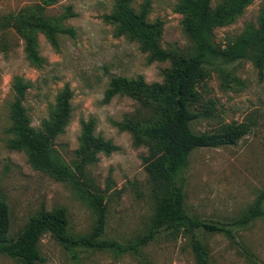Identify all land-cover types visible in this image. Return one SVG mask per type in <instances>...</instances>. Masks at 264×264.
<instances>
[{"label":"rangeland","instance_id":"1","mask_svg":"<svg viewBox=\"0 0 264 264\" xmlns=\"http://www.w3.org/2000/svg\"><path fill=\"white\" fill-rule=\"evenodd\" d=\"M146 1L130 3L139 12ZM219 1L213 0L212 5ZM39 2L0 0V17L18 14ZM179 2L150 0L147 20L163 21L165 48L185 51L193 41L183 30ZM69 6L76 15L65 25L75 29V36L61 34L55 47L39 32L41 65L28 58L19 33L0 28V199L11 208L12 237L30 216L60 206L68 210L70 231L85 234L97 221L94 194H102L108 209L105 237L128 243L147 231L160 194L144 161L149 147L134 145L132 135L115 124L136 110L137 101L118 94L105 102V95L112 75H144L149 83L162 82L170 61L150 62L139 41L117 34L116 25L104 18L115 11L116 0H57L47 13L60 15ZM263 8L264 0H252L235 22L214 30V41L225 45L248 25L257 28ZM18 80L30 84L24 105L37 130L50 119L58 95L70 86L71 118L55 139L54 150L73 168L75 179L61 180L35 169L25 151L10 147ZM204 94L205 101H215L216 116L194 122L196 131L214 130L230 122H247L251 129L236 145L204 147L191 154L184 183L187 210L233 230V238L223 232H198L210 248L212 264H264V216L245 226L234 223L264 189V77L249 59L224 63L221 72L212 73ZM90 119L95 120V135L119 149L110 154L98 152L79 169L82 122ZM40 246L44 261L37 264H197L190 237L168 231L159 233L139 254L90 248L69 251L49 233ZM0 264L24 263L0 253Z\"/></svg>","mask_w":264,"mask_h":264},{"label":"trees","instance_id":"2","mask_svg":"<svg viewBox=\"0 0 264 264\" xmlns=\"http://www.w3.org/2000/svg\"><path fill=\"white\" fill-rule=\"evenodd\" d=\"M212 1L180 0L178 10L184 14L183 30L193 41L191 49L185 51L163 46V21L147 20L150 0L139 12L131 6L130 0H116L115 11L104 16L116 25L117 34L139 41L142 49L149 53L150 62L170 61V66L163 70L162 82L149 83L144 75L133 78L112 75L105 95V102L120 94L130 96L138 103L134 112L124 115L115 124L132 135L134 145L149 147V155L144 161L160 195L147 231L128 243L106 238V197L94 194L97 221L89 233H72L68 210L60 206L30 216L19 234L12 237L11 208L1 198L0 253L24 264L42 262L40 244L49 233L69 251L90 248L139 254L159 233L168 231L173 235L187 234L197 264H212L210 248L198 232H223L233 238V230L225 224L209 222L189 213L184 190L185 172L196 149L236 145L249 133L251 126L247 122H230L214 130L196 131L193 123L216 116L215 101H205L204 91L212 73L222 71V64L249 59L260 77H264V13L257 28L250 24L242 35L221 45L214 41V30L235 22L252 0H220L215 6ZM56 2L40 0L31 9L0 17V28L4 32L14 29L19 33L25 41L28 58L37 65L43 61L39 53V32L44 33L55 47L59 46L61 34L75 36V29L65 25V21L76 15L71 6L60 15L47 13V8ZM29 87L30 84L22 80L15 85L17 97L12 105L13 125L10 128L14 137L9 145L12 149L25 151L35 169L47 171L61 180H73L75 171L54 150L55 139L65 131L71 118L73 92L70 86L65 87L58 95L50 119L37 130L31 125L24 105ZM95 128L94 119L82 122L79 169L87 161L94 160L98 152L110 154L119 149L113 142L96 136ZM262 216L264 189L234 223L245 226Z\"/></svg>","mask_w":264,"mask_h":264}]
</instances>
